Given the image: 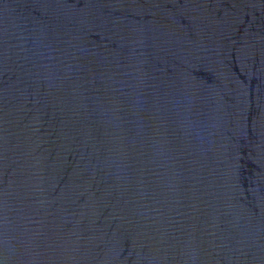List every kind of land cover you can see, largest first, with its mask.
<instances>
[{
  "label": "water",
  "instance_id": "obj_1",
  "mask_svg": "<svg viewBox=\"0 0 264 264\" xmlns=\"http://www.w3.org/2000/svg\"><path fill=\"white\" fill-rule=\"evenodd\" d=\"M0 264H264V0H0Z\"/></svg>",
  "mask_w": 264,
  "mask_h": 264
}]
</instances>
